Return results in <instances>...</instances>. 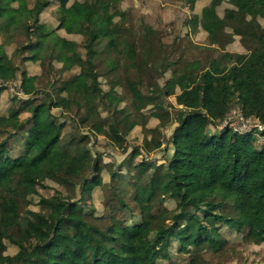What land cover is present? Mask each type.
<instances>
[{
	"label": "trees",
	"instance_id": "obj_1",
	"mask_svg": "<svg viewBox=\"0 0 264 264\" xmlns=\"http://www.w3.org/2000/svg\"><path fill=\"white\" fill-rule=\"evenodd\" d=\"M181 1L192 8L198 0ZM224 1L229 8L220 17L217 7ZM10 2L16 3V8H25L24 14L11 26L25 34L26 43L20 51L30 55L23 57L24 63H41L42 52L49 49L52 62L61 64L63 71L78 68V74L66 81L61 90L71 93L72 104L81 113L80 123L91 122L95 134L104 136L121 150L125 142L122 134L142 126L151 134L150 138L146 135L143 139L141 148L145 153L162 146L158 130L170 123L173 127L165 143L171 149L167 162L158 166L157 162L142 158L133 166L126 164L127 172L111 173L105 189L100 187L98 178L110 166L103 164L97 155L92 161L93 179H82L85 165L76 169L79 152L71 141L63 138V123L49 113L46 118L50 117L48 123L54 131L46 134L40 130L36 147L31 149L28 138L38 126L36 116L42 105H35L29 98L37 93L35 77L22 72L19 89L27 97L25 108L0 116L3 135L0 142V264H156L169 258L173 241L183 251L201 245L220 251L226 242L220 233L221 226L243 235L251 244H264V141L255 146L264 138V129L256 127L244 134L228 125L219 128L233 108L239 109L244 122L255 121L264 127V30L257 20L264 19V0H209L204 5L198 25L207 36L209 48L214 49L230 36L239 37L238 29L243 22L253 29H261L262 33L243 44L245 53H225L219 58L208 56L206 66L198 61H186L182 56L164 60L161 73L169 71L171 77L161 87L157 85L155 97L142 93L138 97L132 95L135 113L152 107V117L159 121V128L155 129H146L144 123L126 118L105 129L104 122L93 116L95 101L105 96L95 67L101 52L108 50L110 54L111 49H117L118 62L123 52L130 68L144 75L161 57L150 40L152 29L144 28L139 55L131 30L119 32L112 28L113 17L108 16L107 5L102 0L75 1L69 7L67 0H59L57 29L67 35L85 36L82 53L74 42L60 33H51L39 23L50 5L49 0H35L33 7H29L28 0ZM92 19L108 28L104 50L98 49L102 39L90 27ZM109 66L114 71L115 63ZM16 72L0 45V93L5 84L16 78ZM171 96L175 107H169L176 111V122L163 109L164 100ZM56 106L49 105V108ZM20 113H28L29 117L22 121ZM121 123L123 132L117 128ZM19 138L24 140V150L16 158L6 156L10 141ZM140 154L135 149L130 158ZM119 166V169L124 167ZM132 172L129 182L127 177ZM69 175L80 177V197L75 199L56 191L51 194L45 182L64 188L69 183ZM97 187L106 190L102 203L104 213L98 215L84 203ZM128 190L138 217L131 215L129 223L124 224L119 209L124 206L130 210ZM31 196L38 198L39 210L28 208L22 212V205L29 206ZM167 198L175 202V210L169 214L161 208ZM9 247L14 248L13 254L7 253ZM52 251L61 257L53 258ZM191 263H194L192 259L187 264Z\"/></svg>",
	"mask_w": 264,
	"mask_h": 264
},
{
	"label": "rangeland",
	"instance_id": "obj_2",
	"mask_svg": "<svg viewBox=\"0 0 264 264\" xmlns=\"http://www.w3.org/2000/svg\"><path fill=\"white\" fill-rule=\"evenodd\" d=\"M34 1L28 0L27 4L29 7L34 6ZM75 1L90 2L92 0H67V6L69 7ZM208 2L209 0H198L190 8L188 4L181 0H102L103 5H107L108 16L113 17L112 23L114 25L112 28H115L117 31L119 30V32H124L127 29L131 30V35L135 37V49L139 55H141L143 47L142 36L145 33L144 28L147 27L154 31L150 40L153 49H157L156 52L161 56L154 62L150 71L142 75L136 69L130 68V63L123 52L122 60L119 62L117 59V49H111L110 54L108 50L101 52L100 57L96 60L95 67L99 75L98 81L101 92L105 96L95 101L94 107L96 108V112H94L93 116L96 119L100 118V121L104 122L105 129L109 125H114L115 122L125 118L127 121H137L139 124L144 123L146 129L159 128V121L152 117L151 113L153 109L151 106L146 107L139 113L133 111L132 95L138 97L142 93L147 97H155L158 92L157 85L158 88L161 87L171 77L169 71L166 74L161 73L164 60L172 61L182 56L186 61H198L201 66H206L208 56L219 58L225 53H245L243 44L248 39L254 36L257 37L262 33L261 29H253L248 23L243 22V26L238 29L239 37L230 36L220 41L214 49L207 47L208 39L198 25V18L201 9ZM49 3V7L40 16L39 23L44 25L45 29L51 31V33L55 35L60 33L65 39L74 42L78 50L83 53L86 37L67 35L59 31L57 29L58 21L56 15L60 6L59 0H49ZM0 5L3 7V12L0 16V25L2 27H0L2 29V32H0V45L4 47L7 56L11 59L12 65L17 69L16 78L5 84L4 90L0 93V116H7L10 111L16 110L19 107H22L24 110V100L27 97L19 89L21 73L25 72L27 76L35 77L34 88L37 93L29 98L35 105L41 104L42 108L36 116L38 126L28 138L31 149L34 150L36 147V140L40 130L46 131V134L54 131V128L48 123L50 117L46 118L47 113H49L52 118L57 119L59 123H63V138L71 141L73 146H76L80 156L76 169L80 170L82 165H85L81 174L83 175L82 179L86 178L88 181L93 179L94 176L91 172L92 161L97 155L101 156L103 164L110 166V169L102 172L101 178H98V181L101 182L100 187L103 186L106 189L111 173L125 174L127 172L126 164L133 166L140 163L142 158L147 161L153 160L157 162L158 166L167 162L168 156L171 157V149H169V145L167 149L165 143L167 137L172 132L173 126L171 123L163 126L160 131L158 130L161 134L160 143L162 146L150 153H145L143 148H141L146 135L148 138L151 136L142 126H136L130 132L122 134L124 135L125 142L121 150L116 149L114 144L104 136L95 134L91 127V122L86 125L80 123L79 117L81 113H78L72 104L71 93L66 94V92L61 90L66 81L78 74V68L74 67L70 71H63L61 64L52 62L51 51L49 49H45L42 52L41 63H24L23 57L30 55V53L25 52L22 54V51H20L22 45L26 43L25 34L22 30H14L11 26L24 14L25 8L23 6L16 8L17 4L11 3L10 0H4ZM227 8H229V5L225 1L218 5L217 12L220 17H223ZM240 19L238 18V21H241ZM257 20L264 30V19L259 17ZM195 24L197 25L194 26ZM90 27L95 29L98 32L99 38L102 39L101 43L97 45L99 51L104 50L107 43L105 36L108 28L95 19L91 20ZM32 41L35 42L36 38L34 37ZM107 60H109V63H115L114 71H111V66H109ZM55 104H57L56 107L49 108V105ZM170 105H174L175 107V99L172 96L164 100L163 109L168 110L169 116L176 122V111L171 109ZM122 110H125L124 114L119 113ZM239 114L238 108L231 109L225 122L221 123L219 128H223L227 124L231 125L232 129L244 134L250 132L247 128H244L245 125L251 129L256 128L250 122L246 124V122L240 121ZM19 117L23 121L29 117V114L20 113ZM117 128L118 131L123 132L124 125L121 123L117 125ZM210 129L214 132L219 131V129H216V131L212 128ZM261 129H264V127H261ZM2 137L3 135L0 134V142L2 141ZM259 140L260 142H256L255 146H259L264 141V138ZM23 142L22 138L11 140L8 146L9 152H6V156H11L12 158L18 157L24 150ZM135 149L139 150L141 154L132 159L130 155ZM119 164V167H122V165L124 167L119 169ZM162 169L164 170V168ZM133 175L134 172L128 174L127 181L131 182V176ZM79 178V176L69 175V183L64 188L47 182H45V185L50 188L51 194L56 191L55 193H64L78 199L81 188V184L78 182ZM100 187L95 188L91 194V198L84 201L89 208L94 209L96 215L104 213L102 203L106 196V190L100 189ZM127 192L130 193L129 200H127L130 210L124 209V206L119 209V217H121V222L124 224L129 223L131 215H134L136 219L138 217V211L135 210L131 192L130 190ZM22 206V212L28 208L37 211L39 210L38 198L31 196L29 198V206L24 204ZM161 208L162 211L166 210L169 214L175 210V202L167 198L162 202ZM131 210L132 214H130ZM86 212H90V210L87 209ZM166 223H169V221ZM220 233L226 242L218 252L210 250L207 245H201L197 248L190 246L183 251L180 250L179 243L173 241L168 252L169 258L158 260L156 264H187L191 259L194 261L193 264H264V244H251L243 235H238L224 226L220 227ZM14 252V248H8L7 253L13 254ZM51 255L56 259L61 257L56 251H52ZM140 257L142 258V255Z\"/></svg>",
	"mask_w": 264,
	"mask_h": 264
},
{
	"label": "built area",
	"instance_id": "obj_3",
	"mask_svg": "<svg viewBox=\"0 0 264 264\" xmlns=\"http://www.w3.org/2000/svg\"><path fill=\"white\" fill-rule=\"evenodd\" d=\"M239 117H240L239 120H240V121H243V120L241 119L240 114H239ZM246 124H248V123H246ZM252 125H253L254 127H259V129H261V127H260L258 124H256L255 122H253ZM225 126H227V124H225L224 127H225ZM228 126H231V125H228ZM244 128H247L248 131H251V130H252L250 127H248V126H246V125H245Z\"/></svg>",
	"mask_w": 264,
	"mask_h": 264
}]
</instances>
